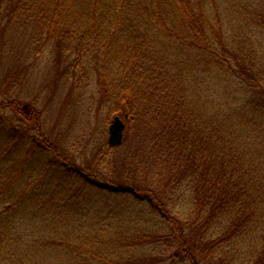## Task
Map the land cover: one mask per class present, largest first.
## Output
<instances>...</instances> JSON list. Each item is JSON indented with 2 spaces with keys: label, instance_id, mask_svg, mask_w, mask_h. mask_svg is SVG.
<instances>
[{
  "label": "rangeland",
  "instance_id": "374dc122",
  "mask_svg": "<svg viewBox=\"0 0 264 264\" xmlns=\"http://www.w3.org/2000/svg\"><path fill=\"white\" fill-rule=\"evenodd\" d=\"M10 1L0 5V264H187L176 253L177 236L172 242L146 240L136 245L141 229L172 230L150 193L111 188L119 178L132 179L121 160L130 159L139 134L150 128L147 120L153 109L146 107L152 94L158 108L164 107V94L155 88L162 84L160 73L165 82L179 77L188 85L187 106L179 109L183 125L194 131L195 96L200 119L217 139L210 140L209 149L218 147L217 158H224L226 173L232 171L229 187L236 194H231L227 210L214 214L207 230L212 239H228L207 253L208 264H264V25L241 30L242 48L232 46V26L223 30L228 47L241 49L244 62L256 65L252 72L257 89L247 86L248 68L247 73L236 70L238 78L231 82L229 76L215 84L213 73L221 67L201 73L204 78L198 76L195 87L194 29L176 0H158L171 32L159 24H134L124 29L128 40L122 39L119 47L112 41L102 45L103 31L110 33L113 23L81 21L82 2L64 6L63 12L73 13L79 22L71 25L70 18L54 23V15L62 11L55 9V0H20L22 8L16 9L10 8L16 0ZM143 3L133 0L130 6L146 12L148 8L137 6ZM256 3L264 23V0ZM166 12L174 22L165 18ZM220 12L227 20L223 7ZM179 35L189 42L182 43ZM105 49L113 59L104 67ZM187 58L193 62L186 73L178 74L175 65L168 64ZM256 90L260 94L255 95ZM123 94L130 110L136 111L133 121L125 120L124 112L116 113ZM116 114L124 120L125 131L114 146L108 143V126ZM49 144L57 149L56 156ZM64 172L72 176L65 178ZM79 173L93 188L90 199L75 192L77 183L71 178ZM135 175L155 184L152 174ZM192 183L186 179L168 192L173 196L163 209L177 226L205 215L194 206ZM72 196L79 202L65 200ZM84 222L76 232L72 225ZM234 226L238 230L227 234Z\"/></svg>",
  "mask_w": 264,
  "mask_h": 264
},
{
  "label": "trees",
  "instance_id": "16d2710c",
  "mask_svg": "<svg viewBox=\"0 0 264 264\" xmlns=\"http://www.w3.org/2000/svg\"><path fill=\"white\" fill-rule=\"evenodd\" d=\"M20 0H16L15 4L10 7L11 9L22 8L17 4ZM144 3L138 4L140 8L147 9L146 12L138 11L132 9L130 3H133V0H55V9L62 8L61 12H58L54 15V23H64V20H69V24L75 25L77 19L75 15L71 12H63L64 6L66 8H71L74 5H81L85 11H82L81 21H84L86 18L87 21L91 24L99 22L101 25L107 26L108 23H113V28L109 32H104L103 44L106 46L109 42L112 41L114 44L119 47L121 45L122 39L128 40V37L125 36L124 29L133 27L134 24L164 27L166 30L171 32V29L166 27L167 23L164 19V13L161 8L158 6V0H141ZM195 1V3H194ZM234 1V0H233ZM236 3L227 2V0H176L178 8L182 9L185 13V18L189 15L190 21L189 24L191 28L194 29V35L191 36L194 44V53L197 52L198 55H194V86L196 87L198 82V76L201 77L202 74L206 75L218 71L217 69L221 67L218 73H213L216 83H220V80L224 78H229L228 81L231 82L233 77L238 75V71H247L249 69V82L247 86L256 88V78L257 76L253 73V69L256 68L254 62L248 63L244 62L243 57L239 56L241 49L229 48L228 37L223 33L224 27L232 26L233 34L232 38L235 40L232 42V46L236 48H242L240 41L244 37L241 35V30L245 27H262L264 25L262 20V13L258 11L256 0H235ZM9 2H11L9 0ZM221 3V5H220ZM2 0H0V5ZM230 7H228V5ZM254 4V5H253ZM195 6V10H194ZM223 7L226 13L227 20L219 13L220 8ZM90 8L101 10L100 13L89 12ZM234 9V11L229 10ZM231 11V13H228ZM85 13V15H84ZM213 13L214 17H211ZM91 14V15H90ZM258 15L257 17L255 16ZM93 16V18H89ZM115 16V17H114ZM153 16V17H152ZM64 18L59 20V18ZM109 18L113 21H109ZM168 20H171L173 17L166 12ZM233 18V19H232ZM232 19V20H231ZM236 19V21H235ZM79 23V22H77ZM76 23V24H77ZM163 23V24H162ZM233 24V25H232ZM237 24V25H235ZM179 25V24H178ZM71 27V26H70ZM157 30H159V28ZM239 33L240 37H237ZM110 37V39L107 38ZM84 39V35L81 37ZM178 39L183 43L189 42L190 39H187L184 36H178ZM245 39V37L243 38ZM103 48V47H102ZM101 55L104 57V67L107 65L106 62H110L113 57L107 50H101ZM111 57L110 59H108ZM241 59H240V58ZM166 60V59H165ZM168 62V61H167ZM193 61L189 60H178L175 59L168 64H173L176 67V70L181 73H186L189 71V66ZM165 64V63H164ZM209 67L212 69L210 70ZM158 69V67H157ZM160 69V67H159ZM235 70V74L231 73V70ZM246 69V71H245ZM221 71L228 72L231 75H224L220 73ZM202 73V74H201ZM160 84L158 87V92L164 94V107L161 109L158 108V105L154 102L155 93L152 94V97L148 101V106L153 109V115L147 120L150 128L146 131L145 134H139V142L137 143V148L133 151L132 156L127 162L123 159L121 164L124 165L125 172L129 174L130 181H123L118 179L117 184L113 183L111 188L127 190L133 194H138L139 191H145L150 193L152 201L155 200V207H157L160 212L167 217L168 221L172 223V230H159L151 232L149 229H141L139 234L141 236L140 240L137 241L136 245L144 244L150 241L155 242L159 241H171L174 240L177 236V251L182 256V259L187 260V264H208V254L210 250H213L220 246L224 241H227L225 236L220 238L212 239L207 234V230L213 217L216 213L221 212L222 210H227L226 206L235 196V192L230 189L229 186L232 185L231 181V169H228L226 173V167L224 158L218 159L221 150L213 148L209 149L210 140L214 139L217 142V139L213 138L212 134L206 130L203 121L199 117V112L197 110V104L199 106L200 102H197V99L194 96V131L190 130L189 125H183V118L180 116L179 109L187 106V89L188 85H184L180 82L179 77L177 81L168 80L165 82L166 77L161 73ZM202 78H204L202 76ZM148 79V77H146ZM253 79V81H251ZM184 85V88L183 86ZM154 87L150 90L152 92ZM132 91V90H131ZM254 92V91H253ZM254 94H260L256 90ZM264 94V91H261V95ZM126 95L121 96V102L119 108L116 110V113L124 112L126 115L125 120H132L134 110H130L129 101L125 99ZM146 101V99H145ZM263 110V109H262ZM148 111V110H147ZM118 115V114H116ZM198 119L200 121H198ZM133 121V120H132ZM138 126V124H135ZM153 129V130H152ZM194 132V133H193ZM193 136V137H192ZM48 148L51 149L52 153L55 154L57 149L53 144H49ZM138 171L143 173L152 174L155 178V184L141 181L135 174ZM65 173V172H64ZM61 176V175H60ZM72 176L70 173L63 174V177L68 178ZM192 180L194 185V192L192 200L197 211L203 210L204 216L202 220L196 219L193 222L190 221L187 225H176L174 223L175 219L170 217L165 208L166 203L169 199H172L173 195H168L169 190H175L181 186V183L186 179ZM74 183L77 190L75 191L79 197L84 200V196L87 199H90L89 194L93 188L89 185L86 178L82 176V173L77 174L74 178ZM117 181V180H116ZM144 182V183H143ZM148 184L150 186H148ZM145 195V194H144ZM149 199L148 195L145 196ZM147 199V200H148ZM66 201H78L74 196L68 197ZM149 201V200H148ZM76 208V207H75ZM215 214V215H214ZM196 218L198 216H195ZM85 222L78 226L73 224V228L76 229V232H79V228L84 227ZM157 226L158 225H154ZM188 228V233L185 229ZM87 230L88 227H85ZM142 228V227H140ZM236 229L237 226L227 229V234H231ZM211 247V248H210ZM210 248V249H209ZM209 249V250H208Z\"/></svg>",
  "mask_w": 264,
  "mask_h": 264
},
{
  "label": "water",
  "instance_id": "95a60500",
  "mask_svg": "<svg viewBox=\"0 0 264 264\" xmlns=\"http://www.w3.org/2000/svg\"><path fill=\"white\" fill-rule=\"evenodd\" d=\"M126 117V115H125ZM125 123L123 119L115 115L108 126V143L110 145H118L121 143L124 133Z\"/></svg>",
  "mask_w": 264,
  "mask_h": 264
}]
</instances>
